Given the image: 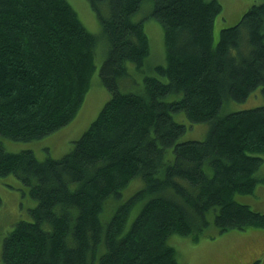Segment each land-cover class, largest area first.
Wrapping results in <instances>:
<instances>
[{
  "label": "trees",
  "instance_id": "trees-1",
  "mask_svg": "<svg viewBox=\"0 0 264 264\" xmlns=\"http://www.w3.org/2000/svg\"><path fill=\"white\" fill-rule=\"evenodd\" d=\"M86 2L98 36L67 0H0L1 137L37 141L73 121L99 44L109 93L60 158L0 141V178L14 176L34 200L3 237L2 262L179 264L171 235L197 239L211 222L219 233L264 230V213L233 198L264 184V105L223 110L257 88L264 97V0L216 39L217 0ZM141 13L163 30L165 62L132 89L128 64L142 72L150 49ZM177 113L206 124L205 139L179 141Z\"/></svg>",
  "mask_w": 264,
  "mask_h": 264
},
{
  "label": "rangeland",
  "instance_id": "rangeland-1",
  "mask_svg": "<svg viewBox=\"0 0 264 264\" xmlns=\"http://www.w3.org/2000/svg\"><path fill=\"white\" fill-rule=\"evenodd\" d=\"M77 12L78 17L91 34L98 36L99 25L94 13L86 0H67ZM222 9L220 16L215 20V39L219 30L235 25L252 4L261 0H217ZM244 2V3H243ZM247 4V5H246ZM144 31L149 41V54L144 61L143 71L136 70L133 64H128L130 78L134 79L132 89H135L145 75H151V69L158 64H164L163 30L152 18H145L142 13ZM104 52L101 44L95 51V69L92 73L89 89L84 96L81 108L76 117L67 126L55 133L37 141L17 142L0 136V141L9 152L31 150L39 161L50 157L57 159L68 153L72 147L71 140H77L83 131L97 117L99 111L108 98V92L99 81V69L103 62ZM122 92L127 91L120 83ZM170 100V99H169ZM264 105V97L260 88L254 90L250 97L242 102H229L224 106V112L239 111ZM174 120L187 126L179 141H202L205 139L208 126L206 124H191L184 114L177 113ZM191 125V126H190ZM62 143V144H61ZM257 177H264V157ZM133 191V187L124 191L123 199ZM0 253L2 239L13 227L12 224L22 218H28V209L34 205L27 188L14 176L0 178ZM234 200L248 206L253 211L264 213V184H257L253 193L249 195H235ZM110 204V203H109ZM109 211V210H107ZM106 211V212H107ZM106 212L102 217H108ZM137 211H134L132 217ZM131 217V218H132ZM211 221V218H210ZM168 244L177 252L179 264H264V230L248 229L244 231L230 230L219 233L217 228L209 224L197 239L171 235ZM0 264H4L0 254Z\"/></svg>",
  "mask_w": 264,
  "mask_h": 264
},
{
  "label": "bare ground",
  "instance_id": "bare-ground-1",
  "mask_svg": "<svg viewBox=\"0 0 264 264\" xmlns=\"http://www.w3.org/2000/svg\"><path fill=\"white\" fill-rule=\"evenodd\" d=\"M244 3V2H243ZM247 5V4H246ZM220 16V15H219ZM218 18V17H217ZM68 105V104H67ZM180 112V111H179ZM67 126V125H66ZM65 127V126H64ZM61 129V128H60ZM62 144V143H61ZM42 170V169H41ZM183 194V193H182Z\"/></svg>",
  "mask_w": 264,
  "mask_h": 264
}]
</instances>
